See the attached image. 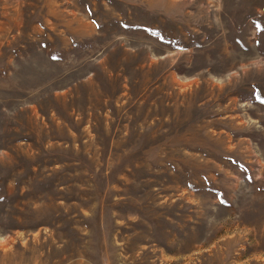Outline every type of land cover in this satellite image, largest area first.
<instances>
[{"label":"rangeland","instance_id":"374dc122","mask_svg":"<svg viewBox=\"0 0 264 264\" xmlns=\"http://www.w3.org/2000/svg\"><path fill=\"white\" fill-rule=\"evenodd\" d=\"M0 264H264V0H0Z\"/></svg>","mask_w":264,"mask_h":264}]
</instances>
